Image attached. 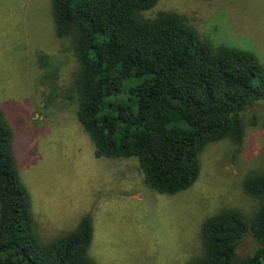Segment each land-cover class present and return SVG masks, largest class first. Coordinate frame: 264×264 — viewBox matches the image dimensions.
<instances>
[{"label":"trees","instance_id":"trees-1","mask_svg":"<svg viewBox=\"0 0 264 264\" xmlns=\"http://www.w3.org/2000/svg\"><path fill=\"white\" fill-rule=\"evenodd\" d=\"M159 0H52L59 38L71 37L78 70L77 117L97 156L136 157L147 184L176 195L198 180L205 149L225 139L241 145L244 109L264 102V62L254 52L216 46L177 12H145ZM16 134L0 107V264H96L89 256L93 218L73 232L41 238L15 155ZM244 191L260 200L206 218L203 253L185 264L264 263V168ZM258 243L246 257L238 245Z\"/></svg>","mask_w":264,"mask_h":264},{"label":"rangeland","instance_id":"rangeland-1","mask_svg":"<svg viewBox=\"0 0 264 264\" xmlns=\"http://www.w3.org/2000/svg\"><path fill=\"white\" fill-rule=\"evenodd\" d=\"M161 11L184 15L216 46L252 51L264 62V0H159L145 15ZM52 12V0H0V107L16 134L39 235L51 241L73 232L89 213L96 264H185L201 255L206 218L226 208L252 215L259 207L243 183L264 168V102L242 112L240 146L230 139L210 144L190 189L159 193L136 157L96 155L71 89L74 45L57 36ZM257 246L249 234L238 253L246 257Z\"/></svg>","mask_w":264,"mask_h":264}]
</instances>
